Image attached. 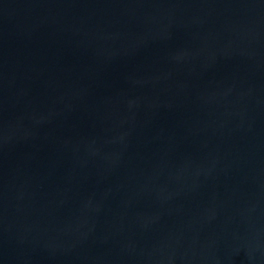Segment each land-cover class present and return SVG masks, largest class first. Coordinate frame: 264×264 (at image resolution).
<instances>
[{"label": "water", "instance_id": "1", "mask_svg": "<svg viewBox=\"0 0 264 264\" xmlns=\"http://www.w3.org/2000/svg\"><path fill=\"white\" fill-rule=\"evenodd\" d=\"M0 264H264V0H0Z\"/></svg>", "mask_w": 264, "mask_h": 264}]
</instances>
